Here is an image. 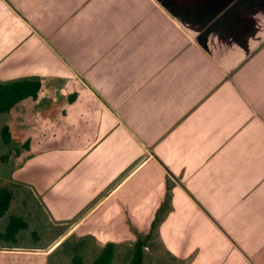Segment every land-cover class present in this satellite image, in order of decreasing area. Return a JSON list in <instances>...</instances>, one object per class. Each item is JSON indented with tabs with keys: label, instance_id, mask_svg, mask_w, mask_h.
<instances>
[{
	"label": "crops",
	"instance_id": "crops-1",
	"mask_svg": "<svg viewBox=\"0 0 264 264\" xmlns=\"http://www.w3.org/2000/svg\"><path fill=\"white\" fill-rule=\"evenodd\" d=\"M24 76L43 85L9 112L29 148L8 209L35 214L26 188L67 225L0 241V264H46L81 227L129 247L166 178L153 264H264V0H0V81Z\"/></svg>",
	"mask_w": 264,
	"mask_h": 264
},
{
	"label": "trees",
	"instance_id": "trees-1",
	"mask_svg": "<svg viewBox=\"0 0 264 264\" xmlns=\"http://www.w3.org/2000/svg\"><path fill=\"white\" fill-rule=\"evenodd\" d=\"M42 85L43 82L39 76H24L7 81H0V112H12L23 101L37 98L42 89ZM9 128L10 126L8 124L2 126L1 132L4 142L10 143L12 145V150L16 152L19 151L20 148L28 150V139L17 145L12 139ZM26 152V155L30 153V151ZM169 182L170 181L166 178L165 195L155 211L149 232L146 235L138 236L129 246L130 257L124 264H152L145 260L144 247L156 231L164 212L170 207ZM11 198L12 190L6 186H0V216H2L9 208ZM28 226L29 222L25 217L20 215H10L4 229L0 231V239L7 241L15 240L16 233ZM87 244L88 242L86 243V240L80 241L79 249L75 248L73 253L71 252L67 254L69 255L70 264H116L114 262V257L117 243L111 241L106 242L90 259H86Z\"/></svg>",
	"mask_w": 264,
	"mask_h": 264
},
{
	"label": "rangeland",
	"instance_id": "rangeland-1",
	"mask_svg": "<svg viewBox=\"0 0 264 264\" xmlns=\"http://www.w3.org/2000/svg\"><path fill=\"white\" fill-rule=\"evenodd\" d=\"M6 123H11L14 126V116L9 112H0V175L9 174L11 168L13 167L15 161L17 160L16 151L12 150V145L8 142H4L2 138V126ZM10 124V125H11ZM13 141L17 143L16 138H18L17 130L10 126L9 128ZM6 154V155H5ZM0 185L6 186L9 183L5 180L0 179ZM16 193V192H15ZM21 198L23 199L25 206H34L35 214H26L27 220L30 223L28 227L21 229L17 234V243L19 244H44L48 241L54 243L56 238L52 240L54 236L58 235L63 227H66V223L50 224L48 220L44 218V215L36 203L37 198L31 194L28 189H24L19 192ZM22 194V195H21ZM14 210L12 208L8 209L5 214L0 217V228L4 226L10 215H14ZM27 213V210H26ZM34 215V220L32 221V216ZM36 221V222H35ZM35 231V234H32ZM83 232V227L76 230L74 233L65 234L51 249V253L46 256V264H70L68 253H73L74 249H79L80 241H85L86 247V259L92 258V256L100 249L97 242L91 238L85 237ZM51 239V240H50ZM88 239V240H87ZM1 242H6L7 240H0ZM9 243V241L7 242ZM70 251V252H69ZM76 251V250H75ZM148 252L152 253V249H148ZM145 253V260L148 263L153 264L151 256ZM153 254V253H152ZM161 254V252H160ZM162 259L165 261L164 264H174L173 258L168 255L161 254ZM130 257V247L127 243H121L117 246L115 250L114 262L116 264H124L128 261ZM88 264V263H87Z\"/></svg>",
	"mask_w": 264,
	"mask_h": 264
}]
</instances>
